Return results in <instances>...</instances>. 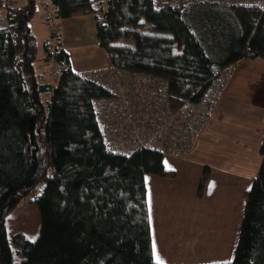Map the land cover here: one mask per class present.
<instances>
[{
  "label": "trees",
  "instance_id": "16d2710c",
  "mask_svg": "<svg viewBox=\"0 0 264 264\" xmlns=\"http://www.w3.org/2000/svg\"><path fill=\"white\" fill-rule=\"evenodd\" d=\"M38 1L0 0V264H12L15 251L18 264H167L154 257L145 182L148 172L173 174L165 154L152 147L129 154L108 147L94 104L111 92L73 69L59 24L58 46L50 51L51 34L44 41L46 58L39 61L32 29ZM40 1L57 22L93 15L98 42L113 65L165 77L175 106L202 98L239 59L264 60L259 6ZM44 20L50 24V13ZM261 153L234 257L202 264H264V138ZM208 174L206 166L201 185ZM29 198L40 210L39 233L29 238L18 231L9 238L7 217Z\"/></svg>",
  "mask_w": 264,
  "mask_h": 264
},
{
  "label": "crops",
  "instance_id": "0c3cea01",
  "mask_svg": "<svg viewBox=\"0 0 264 264\" xmlns=\"http://www.w3.org/2000/svg\"><path fill=\"white\" fill-rule=\"evenodd\" d=\"M58 24L75 71L113 64L98 42L93 15L77 14ZM228 71L229 82L188 154L165 155L173 174L145 175L158 262L201 264L199 253L217 251L222 261L235 255L246 193L263 160L264 60L243 57ZM206 166L209 174L201 185Z\"/></svg>",
  "mask_w": 264,
  "mask_h": 264
},
{
  "label": "built area",
  "instance_id": "2783aa9c",
  "mask_svg": "<svg viewBox=\"0 0 264 264\" xmlns=\"http://www.w3.org/2000/svg\"><path fill=\"white\" fill-rule=\"evenodd\" d=\"M154 1L160 4L163 0ZM167 1L179 3L183 0ZM210 1L259 6L264 20V0ZM50 16L53 37L49 40V47L54 52L58 46L54 36L58 24L53 20L52 11ZM57 67L52 58L54 80L57 79ZM85 73L111 92L110 96L100 97L94 104L99 126L110 149L129 154L140 148L152 147L165 155L180 157L188 154L229 78V71L222 73L202 98L175 106L170 97L168 80L163 76L126 70L113 64Z\"/></svg>",
  "mask_w": 264,
  "mask_h": 264
},
{
  "label": "rangeland",
  "instance_id": "374dc122",
  "mask_svg": "<svg viewBox=\"0 0 264 264\" xmlns=\"http://www.w3.org/2000/svg\"><path fill=\"white\" fill-rule=\"evenodd\" d=\"M24 1V0H23ZM19 2V1H18ZM21 2V1H20ZM39 11L35 14L32 20V29L34 30L38 47L40 50L39 61H43L46 58V52L44 48V40L49 39L51 36L50 33V24H47L44 20V13L51 12V8L46 6V3H41L38 1ZM52 20V19H51ZM53 20L58 24L57 20ZM58 27V26H57ZM54 78V77H53ZM41 225V215L37 203L30 198L24 200L16 209H14L7 217V231L9 238L18 232L22 231L29 238H36ZM221 254V253H220ZM217 251L215 252H204L199 253L198 257L200 258L199 263H213L217 261H222L219 258ZM20 260V255L14 252L12 264H18ZM230 260V259H229Z\"/></svg>",
  "mask_w": 264,
  "mask_h": 264
},
{
  "label": "snow or ice",
  "instance_id": "6c2138e0",
  "mask_svg": "<svg viewBox=\"0 0 264 264\" xmlns=\"http://www.w3.org/2000/svg\"><path fill=\"white\" fill-rule=\"evenodd\" d=\"M159 259V258H158Z\"/></svg>",
  "mask_w": 264,
  "mask_h": 264
}]
</instances>
